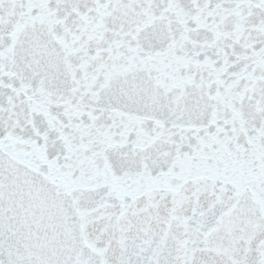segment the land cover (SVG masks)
<instances>
[{
	"label": "snow or ice",
	"instance_id": "obj_1",
	"mask_svg": "<svg viewBox=\"0 0 264 264\" xmlns=\"http://www.w3.org/2000/svg\"><path fill=\"white\" fill-rule=\"evenodd\" d=\"M0 264H264V0H0Z\"/></svg>",
	"mask_w": 264,
	"mask_h": 264
}]
</instances>
